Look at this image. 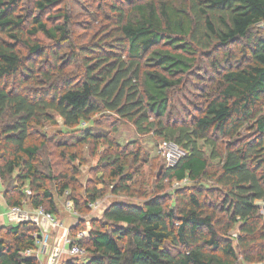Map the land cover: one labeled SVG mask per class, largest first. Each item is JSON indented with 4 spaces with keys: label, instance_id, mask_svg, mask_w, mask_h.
<instances>
[{
    "label": "trees",
    "instance_id": "1",
    "mask_svg": "<svg viewBox=\"0 0 264 264\" xmlns=\"http://www.w3.org/2000/svg\"><path fill=\"white\" fill-rule=\"evenodd\" d=\"M98 1H81L86 12L79 19L73 1L0 0L5 204L23 208L27 202L57 215L52 189L58 195L76 190L70 164L77 157L62 151L71 173L55 172L43 151L49 139L34 129L55 122L54 115L71 128L95 123L106 110L183 154L149 192L142 189L141 204L116 201L102 221H92L87 235L75 240L83 258L58 264L263 262L264 221L256 202L264 201V32L254 29L264 23V0ZM201 56L204 67H198ZM94 128L73 130L75 139L63 146L91 141L115 148L102 153L100 171L117 180L113 192H129L135 177L127 171V149ZM199 142L210 147L209 155ZM132 154L133 163L145 160ZM208 179L213 185L203 183ZM95 182L84 198L70 197L79 215L104 193ZM75 231L84 230L75 225ZM36 232L29 221L3 222L0 264H39L24 253L37 249Z\"/></svg>",
    "mask_w": 264,
    "mask_h": 264
},
{
    "label": "rangeland",
    "instance_id": "2",
    "mask_svg": "<svg viewBox=\"0 0 264 264\" xmlns=\"http://www.w3.org/2000/svg\"><path fill=\"white\" fill-rule=\"evenodd\" d=\"M67 4L73 1L74 8L76 9L78 16L77 18L83 19L85 15V8L78 7V4L81 3L79 0H65ZM98 3V0H94ZM57 10H52V12H56ZM254 31L257 32H264V23L256 25ZM37 39L44 43H50L43 35L38 34ZM200 65L198 67H204L206 61L204 60V56L199 58ZM200 68H193L194 73H201L199 70ZM190 81H196L194 77L189 78ZM189 90V88H188ZM185 91V95L187 98L191 99V91ZM54 121L52 123L45 124L41 127H36L34 130L39 136H45V138L49 139V142L46 143L43 151L46 153L47 157L53 163L54 171H70L67 163H70L69 160H63L60 156L62 151L65 156H69V153H73L77 158L70 164L72 165L77 173H75V179L77 180L76 190H68L64 195H58L56 193V189H52L53 196L56 201V207L58 209L57 215H55L56 219L63 223L66 227H74L75 225L78 226L79 230H84L88 233V230L91 228L92 221L95 220H103V212L109 206V204L114 203L116 201L124 202L125 204H141L142 200L141 197L138 195L141 193L142 189H146L149 192L152 189L153 184L158 181L163 175V171L168 166H172L176 163L179 156L183 154L181 148L178 146H174L172 143L169 147H167L166 154L162 150V142L163 140L155 134L152 133H145L139 134L134 125L126 120H120L116 114L112 112H102L97 114L94 117V122L86 123L82 122L76 127H67L63 123V120L54 115ZM94 126L98 131V133L107 134L109 133L112 135L113 140L115 143L120 147V149H127L129 162L131 165L127 168V171L133 170L135 182L130 184V191L129 192H113L114 183L117 181L116 179H110L103 175L104 171H100L103 169V163H101L100 158L103 156L104 151L111 152L112 150L115 151V148L108 146L107 144L101 143L99 145L94 144L91 141L79 143L73 146H63V142L70 143L71 140L75 139V133L73 130L78 129H86L88 126ZM94 128V129H95ZM38 140H40L38 138ZM56 142L62 143V145H57ZM202 148L205 150L207 155L210 154V147L207 145H202V142H199ZM219 147H222V144H218ZM108 146V147H107ZM162 146V148H161ZM164 149V148H163ZM134 152H139L140 158H145V160L133 163L134 159ZM52 154V155H51ZM214 165L216 166L217 161H213ZM71 173V171H70ZM106 173V172H105ZM97 179V186L103 188L104 193L103 195L97 199L96 207L95 204L91 206L88 204L87 210L79 215L74 209L72 208V203L70 201L71 195L76 197L77 194L80 197H85L84 189L88 186V184H95ZM206 183L207 185H213V181L208 179ZM51 184V183H49ZM174 184V183H173ZM181 186L180 183H176V185H172V187H179ZM52 187V184L50 185ZM169 187V186H168ZM213 187V186H212ZM3 189V183L0 184V214H3V222L5 225H10V221L7 219V205L5 204L3 197L1 196ZM169 189L165 193H170ZM257 205L260 207L258 214L262 217L264 221V201L259 200L256 202ZM23 209L24 211H32L30 209V205L27 202H23ZM75 212V213H74ZM261 221V220H260ZM69 228V235L72 238L75 232H70ZM61 233V230H50L49 232V241L53 237H58ZM237 229H234L230 232V236H236ZM76 237V236H75ZM68 249V247H66ZM63 255L59 262H64L66 258H69L67 253ZM85 252L83 254L78 255L77 257L83 258ZM73 257V256H71ZM39 261L44 263L45 258L47 257L43 255H38ZM239 264H248L246 262H240ZM250 264H264L263 262H255Z\"/></svg>",
    "mask_w": 264,
    "mask_h": 264
},
{
    "label": "built area",
    "instance_id": "3",
    "mask_svg": "<svg viewBox=\"0 0 264 264\" xmlns=\"http://www.w3.org/2000/svg\"><path fill=\"white\" fill-rule=\"evenodd\" d=\"M171 143L172 142H168V141L162 142V146L164 149L162 148V146L161 148L164 152V155L166 154L165 149L169 147ZM172 144L176 146L174 143ZM0 183H1V177H0ZM94 204H95L94 207H96V202L90 205L93 206ZM6 217L10 221V223H20V222L29 221L36 226L37 232L34 233V237L36 238L37 249L26 250L24 253L27 256L39 255L41 253H44L47 248V245H49L50 230L52 229L61 230L60 235L53 241L54 246L51 255L48 256L47 258L48 260L45 263L40 262L39 264H58L59 255L62 253H67L69 256H78L85 252L84 249L81 248L75 240L85 237L87 235V232L79 231L76 234L75 238H70L69 227L64 226L63 223L59 222L56 219L55 215L46 212L42 207L34 209L30 212V211H24V209L19 206H11L7 210ZM2 223H3V214L2 215L0 214V226ZM66 247H68V249H66Z\"/></svg>",
    "mask_w": 264,
    "mask_h": 264
},
{
    "label": "crops",
    "instance_id": "4",
    "mask_svg": "<svg viewBox=\"0 0 264 264\" xmlns=\"http://www.w3.org/2000/svg\"><path fill=\"white\" fill-rule=\"evenodd\" d=\"M8 208V207H7ZM8 210V209H7ZM2 215V214H1ZM70 228V227H69ZM57 237H55L54 239H56ZM54 239H53V237L51 238V240L49 241V245H47V248H46V250H45V252L44 253H41V255H43V256H45V257H47L48 258V256H50L51 255V253H52V249H53V241H54ZM40 255V254H39ZM63 255H66L65 253H62V254H60L59 255V260H60V258L63 256ZM37 257H38V255H36ZM68 257H69V255H67ZM39 259V258H38ZM66 259H68V258H66ZM65 259V260H66ZM48 259H46L45 258V261H44V263L47 261Z\"/></svg>",
    "mask_w": 264,
    "mask_h": 264
}]
</instances>
